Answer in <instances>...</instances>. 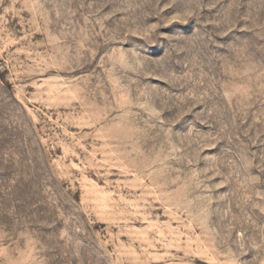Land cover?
I'll list each match as a JSON object with an SVG mask.
<instances>
[{
  "label": "rangeland",
  "instance_id": "rangeland-1",
  "mask_svg": "<svg viewBox=\"0 0 264 264\" xmlns=\"http://www.w3.org/2000/svg\"><path fill=\"white\" fill-rule=\"evenodd\" d=\"M0 264H264V0H0Z\"/></svg>",
  "mask_w": 264,
  "mask_h": 264
}]
</instances>
